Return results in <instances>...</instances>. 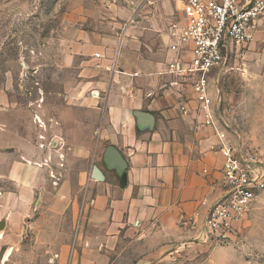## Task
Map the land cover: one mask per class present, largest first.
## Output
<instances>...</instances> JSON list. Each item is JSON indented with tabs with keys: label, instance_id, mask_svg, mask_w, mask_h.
Masks as SVG:
<instances>
[{
	"label": "crops",
	"instance_id": "crops-1",
	"mask_svg": "<svg viewBox=\"0 0 264 264\" xmlns=\"http://www.w3.org/2000/svg\"><path fill=\"white\" fill-rule=\"evenodd\" d=\"M181 9L182 0H164L154 9L144 5L89 12L76 7L65 12L59 66L74 73L63 82L65 109L58 135L73 141L70 147L86 162L90 158V166L58 179L53 172L47 176L54 171L46 167L48 159L12 160L6 177L15 190L0 194L5 223L0 250L6 227L30 212L24 202L37 196L33 211H40L35 220L44 225L41 246L53 253L49 262L108 264L124 244H142L144 254L132 264L177 263L172 245L191 235L180 221L203 218L221 193L223 164L215 127L202 123L203 116L195 111L179 110L185 99L195 108L193 93L186 85L173 84L174 77L166 72V63L175 56L168 49L171 23L179 22ZM242 65L249 75L261 77L264 15L239 70ZM138 112L150 114L152 123L139 120ZM109 146L125 161L124 183L118 169L104 159ZM93 164L102 180L91 177ZM192 244L199 252L208 248L193 263L241 261L233 248Z\"/></svg>",
	"mask_w": 264,
	"mask_h": 264
},
{
	"label": "rangeland",
	"instance_id": "rangeland-1",
	"mask_svg": "<svg viewBox=\"0 0 264 264\" xmlns=\"http://www.w3.org/2000/svg\"><path fill=\"white\" fill-rule=\"evenodd\" d=\"M0 1V194H4L15 190L6 177L15 159L45 163L48 159L46 167L54 171L46 174L49 177L53 172L58 179L68 175L69 170L76 172L79 167L90 166V158L86 162L70 147L73 141L58 135L59 115L65 109L63 82L74 73L59 66L58 38L65 12L76 7L89 12H102L107 7L132 10L144 5L154 9L164 0ZM241 67L228 72L219 83L223 109L228 111L231 141L241 142L264 163V70L261 77H255L244 65ZM36 197H23L31 211L6 227L0 264H65L49 262L53 253L42 249L44 225L35 220L40 215V211H33ZM203 245L235 249L241 260L236 264H264V190L240 226L237 245ZM196 247L189 238L173 243L171 251L177 263L171 264H201L193 262L201 260L208 248L199 252ZM142 254V244H124L113 255L114 262L108 264H132Z\"/></svg>",
	"mask_w": 264,
	"mask_h": 264
},
{
	"label": "built area",
	"instance_id": "built-area-1",
	"mask_svg": "<svg viewBox=\"0 0 264 264\" xmlns=\"http://www.w3.org/2000/svg\"><path fill=\"white\" fill-rule=\"evenodd\" d=\"M181 11V19L171 26L168 49L175 56L166 63V72L174 77L173 84L186 85L193 93L195 108L185 99L179 110L195 111L203 116L202 123L215 127L223 164L220 195L200 221L188 217L180 226L190 230V244L235 246L241 224L264 190V163L256 152L231 141L219 83L239 68L264 15V0H182Z\"/></svg>",
	"mask_w": 264,
	"mask_h": 264
},
{
	"label": "water",
	"instance_id": "water-1",
	"mask_svg": "<svg viewBox=\"0 0 264 264\" xmlns=\"http://www.w3.org/2000/svg\"><path fill=\"white\" fill-rule=\"evenodd\" d=\"M136 115H137L138 119L141 120L142 122L149 123V124L152 123V116L150 114L138 112ZM104 159L109 166L116 167L118 169V171L121 173L122 183H124L125 179H126V175L124 172L125 161L120 156V154L117 153V151L113 147L109 146L106 148V150L104 152ZM90 175L93 179H96V180H102L103 179V175H102L100 169L95 164H93L91 167ZM4 226H5L4 221H1L0 232L4 229Z\"/></svg>",
	"mask_w": 264,
	"mask_h": 264
}]
</instances>
